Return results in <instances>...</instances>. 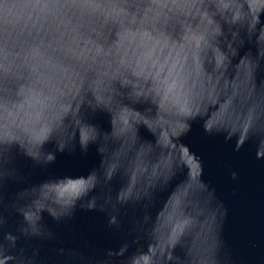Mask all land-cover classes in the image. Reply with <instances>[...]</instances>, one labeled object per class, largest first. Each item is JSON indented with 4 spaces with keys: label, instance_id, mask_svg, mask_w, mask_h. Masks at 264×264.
Listing matches in <instances>:
<instances>
[{
    "label": "clouds",
    "instance_id": "9594fccd",
    "mask_svg": "<svg viewBox=\"0 0 264 264\" xmlns=\"http://www.w3.org/2000/svg\"><path fill=\"white\" fill-rule=\"evenodd\" d=\"M262 16L264 0H0V264H233L221 238L227 210L202 182L198 158L179 141L201 119L208 134L238 136L237 150L257 136V158L264 159V88L241 105L243 115L230 119L231 131L205 115L237 54L246 82L255 76L264 86L257 79L264 59L250 58L253 46H264ZM97 112L109 116V131L90 121ZM141 127L152 141L141 138ZM77 144L82 152L96 146L98 170L49 179L5 201L4 187L25 181L17 155L47 166ZM148 144L154 155L139 161L130 184L126 153L145 155ZM188 159L199 166L196 179ZM185 168L186 179L161 207L184 185L187 202L212 197L218 238L210 228L194 241L193 223L180 213L158 224L156 194ZM139 175H146L144 183ZM231 176L237 179L236 172ZM117 177L122 183L113 192ZM77 207L106 213L108 227L126 237L100 253L69 255L59 247L42 255L40 242L55 236L43 214L61 222Z\"/></svg>",
    "mask_w": 264,
    "mask_h": 264
},
{
    "label": "water",
    "instance_id": "95a60500",
    "mask_svg": "<svg viewBox=\"0 0 264 264\" xmlns=\"http://www.w3.org/2000/svg\"><path fill=\"white\" fill-rule=\"evenodd\" d=\"M264 21V16L261 17ZM249 49H242L240 55H244ZM264 46H253L250 58L256 56L264 59ZM258 81L264 80V64L257 71ZM262 85H258L255 76L246 82L245 69L239 66V55L232 58L225 75L216 84L215 103H208L205 115L214 124H222L225 130L231 131L230 119L234 120L240 112L242 104H250L251 99L259 94ZM249 89L253 96H249ZM139 110L146 106L138 105ZM90 121L103 131L110 130V118L106 113L97 112L90 117ZM203 121L197 119L191 122L190 131L180 138L179 143L186 146L190 153L195 155L202 167L201 180L211 190H214L216 201L227 210L224 220L221 238L224 241V254H230L233 264H264V159L257 158L259 138L249 136L245 143L236 149L238 136L225 139L224 133L208 134L202 127ZM239 134H246L239 130ZM139 135L143 140L152 141L153 137L146 128L141 127ZM176 147V145H173ZM49 151L54 150V145L47 146ZM111 151H119V146H111ZM145 155L139 152L126 153L124 160V175L128 183L133 182V172L140 160L146 158V154L153 153L154 146L144 145ZM139 157V159H137ZM187 158V157H186ZM160 163L159 159L154 160ZM16 167L25 177L22 183H8L3 189L5 201L13 198L17 191L23 188L39 185L49 179L65 176H86L93 170H98L101 165V156L96 146L90 145L87 152H82L77 144L72 152L56 153V160L47 165L35 164L32 160L17 155ZM192 169L193 179L198 178L199 166L195 161L188 159ZM237 173V179H232L231 172ZM187 177V169L178 172L170 182L168 188L156 194V208L160 215L158 224H166L170 215L177 213L186 216L192 223V239H201L208 234L209 229L216 230L218 214L215 213V202L212 197H202L196 202L185 201L186 189L184 185L176 189L174 197L166 204L169 194L175 187ZM146 175L137 176L138 183L146 181ZM119 177L113 180L112 189L115 192L121 185ZM155 216L156 209H152ZM19 217L9 219V226L19 222ZM43 223L55 234L51 242L42 243V255L53 254L54 248L64 247L69 255H76L78 251L91 252L94 248L98 253L108 248H116L126 237V231H117L108 227L106 213L98 210L88 211L77 207L74 215L61 222L54 221L47 213L43 214ZM176 254L182 255L177 248Z\"/></svg>",
    "mask_w": 264,
    "mask_h": 264
}]
</instances>
